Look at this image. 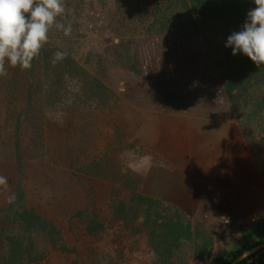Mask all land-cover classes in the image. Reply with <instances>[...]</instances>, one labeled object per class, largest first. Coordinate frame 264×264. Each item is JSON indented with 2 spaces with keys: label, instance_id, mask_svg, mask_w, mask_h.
I'll return each instance as SVG.
<instances>
[{
  "label": "rangeland",
  "instance_id": "rangeland-1",
  "mask_svg": "<svg viewBox=\"0 0 264 264\" xmlns=\"http://www.w3.org/2000/svg\"><path fill=\"white\" fill-rule=\"evenodd\" d=\"M64 4L71 34L52 27L29 70L0 76V216L21 191L53 226L54 242L33 231L42 264H217L264 224V120L235 110L218 68L247 15L164 33L179 0ZM144 196L160 203L151 222ZM178 221L192 236L170 246Z\"/></svg>",
  "mask_w": 264,
  "mask_h": 264
},
{
  "label": "trees",
  "instance_id": "trees-1",
  "mask_svg": "<svg viewBox=\"0 0 264 264\" xmlns=\"http://www.w3.org/2000/svg\"><path fill=\"white\" fill-rule=\"evenodd\" d=\"M254 6V0H179V12L169 17L162 16L159 24L164 33L184 25L183 20L199 31L202 28L209 30V25L215 29L216 25L220 28L223 26L225 30L232 27V31ZM219 33L221 34V31ZM228 37H221L222 45L219 49L221 60L218 61V68L223 87L235 110L239 112L238 107L241 105L244 111L242 116L252 125V121L258 117L264 120V66L258 68L240 53L233 56L232 49L225 47ZM244 130L246 131V127ZM20 195L10 203L9 214L0 216V264H42V257L37 255L33 231L38 230L37 234L42 232L49 241L54 242L56 230L33 210L25 209L23 197ZM140 200V205L145 206L142 216L147 222H151L160 212V203L146 196L140 197ZM159 227L157 225V228ZM163 227L164 241L170 243V246L178 238L191 239L188 224L178 221ZM263 243V223L250 231L243 229L240 245L234 251L226 253L217 264H264V253L254 258L258 253L256 248ZM242 256L243 258L236 262L237 258ZM253 258V261L248 262Z\"/></svg>",
  "mask_w": 264,
  "mask_h": 264
},
{
  "label": "clouds",
  "instance_id": "clouds-1",
  "mask_svg": "<svg viewBox=\"0 0 264 264\" xmlns=\"http://www.w3.org/2000/svg\"><path fill=\"white\" fill-rule=\"evenodd\" d=\"M254 4L242 30L229 35L225 47L232 49L233 56L243 54L259 68L264 66V0H254ZM64 13V0H0V76L8 74L6 65L29 70L52 27L70 35L71 23L65 26L58 22ZM65 55L55 52L52 64ZM0 186L7 188L6 177L0 176Z\"/></svg>",
  "mask_w": 264,
  "mask_h": 264
},
{
  "label": "built area",
  "instance_id": "built-area-1",
  "mask_svg": "<svg viewBox=\"0 0 264 264\" xmlns=\"http://www.w3.org/2000/svg\"><path fill=\"white\" fill-rule=\"evenodd\" d=\"M214 200L216 201L217 199L216 198H214ZM221 222H222V224H223V226H229L230 225V223H231V217H230V215L229 214H224V215H222V217H221Z\"/></svg>",
  "mask_w": 264,
  "mask_h": 264
},
{
  "label": "water",
  "instance_id": "water-1",
  "mask_svg": "<svg viewBox=\"0 0 264 264\" xmlns=\"http://www.w3.org/2000/svg\"><path fill=\"white\" fill-rule=\"evenodd\" d=\"M256 250H258V253L256 254V256H255L254 258H257L258 256H260L261 254L264 253V243H263L262 245L258 246V247L256 248ZM242 257H243V256H242ZM242 257L237 258L236 262H238ZM254 258L251 259V260H249L248 262L253 261Z\"/></svg>",
  "mask_w": 264,
  "mask_h": 264
}]
</instances>
